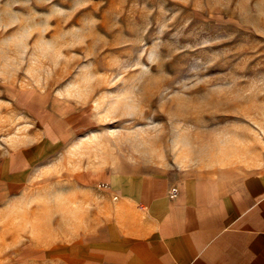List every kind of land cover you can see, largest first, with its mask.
I'll return each mask as SVG.
<instances>
[{"label":"rangeland","instance_id":"374dc122","mask_svg":"<svg viewBox=\"0 0 264 264\" xmlns=\"http://www.w3.org/2000/svg\"><path fill=\"white\" fill-rule=\"evenodd\" d=\"M21 144L52 154L0 210V264H69L46 231L86 171L264 163V0H0V151Z\"/></svg>","mask_w":264,"mask_h":264},{"label":"crops","instance_id":"0c3cea01","mask_svg":"<svg viewBox=\"0 0 264 264\" xmlns=\"http://www.w3.org/2000/svg\"><path fill=\"white\" fill-rule=\"evenodd\" d=\"M34 146L0 151V210L52 154ZM209 170L81 173L78 201L63 208L62 229L49 221L46 238L63 236L69 264H264V163Z\"/></svg>","mask_w":264,"mask_h":264},{"label":"built area","instance_id":"2783aa9c","mask_svg":"<svg viewBox=\"0 0 264 264\" xmlns=\"http://www.w3.org/2000/svg\"><path fill=\"white\" fill-rule=\"evenodd\" d=\"M176 195H177V191L176 190H173L171 197H175Z\"/></svg>","mask_w":264,"mask_h":264}]
</instances>
